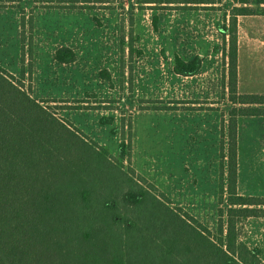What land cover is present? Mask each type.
Masks as SVG:
<instances>
[{
  "label": "rangeland",
  "instance_id": "374dc122",
  "mask_svg": "<svg viewBox=\"0 0 264 264\" xmlns=\"http://www.w3.org/2000/svg\"><path fill=\"white\" fill-rule=\"evenodd\" d=\"M250 1L0 0V67L119 172L106 212L120 218L123 239L103 264H135L127 249L138 264L184 262L183 228L149 199L216 239L220 210L225 221L229 207L228 193L223 202L219 196L233 106L229 29L243 6L254 13L237 16L240 92L264 93V2ZM179 62L199 68L185 74ZM238 135V192L264 197V115L244 117ZM87 172L110 185L106 168L92 164ZM139 190L147 199L128 201L127 192ZM146 226L155 240L167 237L164 251ZM238 226L264 263V216L241 217ZM112 233L106 228L103 242ZM67 257L82 259L71 243Z\"/></svg>",
  "mask_w": 264,
  "mask_h": 264
},
{
  "label": "trees",
  "instance_id": "16d2710c",
  "mask_svg": "<svg viewBox=\"0 0 264 264\" xmlns=\"http://www.w3.org/2000/svg\"><path fill=\"white\" fill-rule=\"evenodd\" d=\"M237 9L229 29L227 67L228 99L233 106L229 111L227 150L223 136L220 155L219 196L223 202L224 193H228L226 220L221 209L213 240L182 215L170 213L172 208L159 207L156 200L149 199L159 213L172 218L186 234V258L180 264H264L258 250L242 240L238 226L241 217L264 216V197L245 196L237 188L238 116L264 115V93L238 91L237 16L254 12L250 6ZM179 64L185 74L199 68L196 62ZM90 145L55 111L33 97L19 77L0 67V264H70V243L82 258L76 264H97L100 259L103 264L104 254L122 243L120 218H111L106 212L120 183L119 172L103 152ZM92 164L108 170L110 185L97 184L87 172ZM145 193L128 191L126 198L139 205L147 199ZM140 214L137 217L143 229ZM135 223L127 229L138 226ZM146 227L154 239L155 230ZM106 228L113 233L103 242ZM166 239H154L162 251ZM195 248L200 249V256L195 252L190 259Z\"/></svg>",
  "mask_w": 264,
  "mask_h": 264
},
{
  "label": "crops",
  "instance_id": "0c3cea01",
  "mask_svg": "<svg viewBox=\"0 0 264 264\" xmlns=\"http://www.w3.org/2000/svg\"><path fill=\"white\" fill-rule=\"evenodd\" d=\"M240 50L238 49V84H239V87H238V91H242L240 89V75H241V56H240ZM240 93H246V92H240ZM244 117H248L247 115H240L238 116V131L240 132V123H241V120L244 118ZM238 132V133H239ZM239 136V135H238ZM238 143H239V137H238Z\"/></svg>",
  "mask_w": 264,
  "mask_h": 264
}]
</instances>
